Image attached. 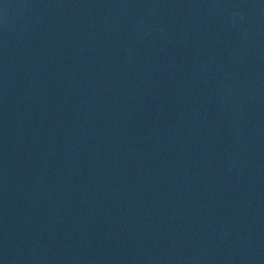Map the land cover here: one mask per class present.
Here are the masks:
<instances>
[{"label":"water","instance_id":"obj_1","mask_svg":"<svg viewBox=\"0 0 264 264\" xmlns=\"http://www.w3.org/2000/svg\"><path fill=\"white\" fill-rule=\"evenodd\" d=\"M0 264H264V0H0Z\"/></svg>","mask_w":264,"mask_h":264}]
</instances>
